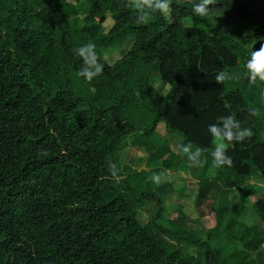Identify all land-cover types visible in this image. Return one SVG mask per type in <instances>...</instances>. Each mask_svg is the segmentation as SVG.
Segmentation results:
<instances>
[{"label":"trees","instance_id":"obj_1","mask_svg":"<svg viewBox=\"0 0 264 264\" xmlns=\"http://www.w3.org/2000/svg\"><path fill=\"white\" fill-rule=\"evenodd\" d=\"M222 5L237 22L214 18ZM208 7L201 16L193 0H174L169 14L138 25L126 0H0V264H252L264 232L247 226L235 236L225 220L229 191L244 192L245 204L249 182L264 179V82L236 78L264 45V0ZM89 41L104 65L91 82L74 53ZM111 47L122 54L114 65L99 56ZM155 66L170 86L165 96L150 81ZM220 71L235 79L218 84ZM228 115L254 135L229 146L230 165L214 167L206 153L195 200L206 232L178 218L162 226L169 198L147 191L150 177L175 169L182 143L210 151L208 126ZM130 146L149 151V170L124 164ZM146 203L157 211L144 223ZM252 206L264 222V198ZM223 237L225 249L211 246Z\"/></svg>","mask_w":264,"mask_h":264},{"label":"rangeland","instance_id":"obj_2","mask_svg":"<svg viewBox=\"0 0 264 264\" xmlns=\"http://www.w3.org/2000/svg\"><path fill=\"white\" fill-rule=\"evenodd\" d=\"M82 5H87V2L82 1ZM213 16L217 21L223 24L237 22V18L234 13L229 10H224L223 5L216 8ZM113 23V20L108 18L104 25L108 30L113 25ZM99 56L108 65H114L118 60H120L122 54L117 47H111L102 48L99 51ZM236 78L240 84H243L249 80L247 75L240 77L237 76ZM150 81L163 96L169 92L170 86L163 83L156 66L152 69ZM159 131L162 135H165L166 133L163 125L159 126ZM170 138L172 139L171 136ZM128 140V143H130L131 139ZM173 140L174 141L170 140L171 150L176 152L179 149V141L177 142L175 139ZM120 156L122 157L124 164H129L134 169L141 170L142 168L146 167L147 169L145 170H149L147 163V160L150 156L149 151L144 149L139 150L137 148H130L121 151ZM201 168L202 167H189L186 158L181 155L175 162V169L173 171H167L168 177L165 183L159 185L153 183L152 181L148 183L147 191L159 197L166 196L169 198L167 200L165 214L162 219L159 220V224L169 228V221L178 218V220L188 228H194L197 231H200L202 234L206 232V229L202 223V219L199 217V212L196 211L195 205L198 188L197 184L201 179ZM216 176V171L210 169L207 177L213 178ZM225 178L226 174L220 176L219 187L217 191L213 193V197L215 199H218L220 192L225 189ZM249 184L250 185L246 187L245 191L252 189V192L249 195V200L245 202V204H241V194L244 193L241 190H231L228 194L231 211L226 216L225 224L232 222L234 226L232 234L235 236H239L247 226L251 227L257 225L261 230H264V222L259 219L252 206V202L254 200L264 198V179L255 177L249 182ZM156 211V205L153 203H146L145 208L139 213L141 221L144 223L149 222L152 216L155 215ZM205 217V221L211 225L214 221L213 216L206 212ZM227 244V239L223 237L218 242L211 243V246L223 250ZM187 250L192 255L197 254V249L194 246H188ZM251 262L252 264H264V249L258 253L252 254Z\"/></svg>","mask_w":264,"mask_h":264},{"label":"clouds","instance_id":"obj_3","mask_svg":"<svg viewBox=\"0 0 264 264\" xmlns=\"http://www.w3.org/2000/svg\"><path fill=\"white\" fill-rule=\"evenodd\" d=\"M173 2L174 0H126V7L135 12L136 24L147 25L154 13L169 14ZM216 2L217 0H193V11L201 16H206L210 12L208 6ZM95 47V44L89 41L74 49V53L82 61L78 75L88 82L101 74L104 68L96 55ZM243 71L247 73L251 83H255L257 80L264 82V45H261L259 50L252 51L251 58L246 61ZM233 79H235V76L226 71H220L215 76V81L220 85ZM250 114L257 115L258 112L253 109ZM208 132L212 137L213 145L210 151L200 146H194L192 142L180 145V153L186 158L189 167H203L207 163V155L212 157L214 167L219 168L230 165L231 157L227 154L229 146L233 142H244L254 135L251 128L243 127L233 115L220 117L218 123L208 126ZM109 170L112 177L118 180V166L113 163L110 165ZM167 177L168 173L165 171L154 173L150 179L153 183L159 185L165 183Z\"/></svg>","mask_w":264,"mask_h":264},{"label":"crops","instance_id":"obj_4","mask_svg":"<svg viewBox=\"0 0 264 264\" xmlns=\"http://www.w3.org/2000/svg\"><path fill=\"white\" fill-rule=\"evenodd\" d=\"M130 148H134V147H128L127 149H130ZM134 149H136V148H134ZM138 149V148H137ZM140 150V149H139ZM261 230V229H260ZM261 231H263L264 232V230H261ZM263 249H264V247H263Z\"/></svg>","mask_w":264,"mask_h":264},{"label":"water","instance_id":"obj_5","mask_svg":"<svg viewBox=\"0 0 264 264\" xmlns=\"http://www.w3.org/2000/svg\"><path fill=\"white\" fill-rule=\"evenodd\" d=\"M147 169L146 167L142 168L140 171Z\"/></svg>","mask_w":264,"mask_h":264}]
</instances>
